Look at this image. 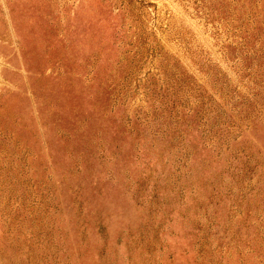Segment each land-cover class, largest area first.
I'll list each match as a JSON object with an SVG mask.
<instances>
[{"label": "rangeland", "instance_id": "obj_1", "mask_svg": "<svg viewBox=\"0 0 264 264\" xmlns=\"http://www.w3.org/2000/svg\"><path fill=\"white\" fill-rule=\"evenodd\" d=\"M0 264H264V0H0Z\"/></svg>", "mask_w": 264, "mask_h": 264}]
</instances>
